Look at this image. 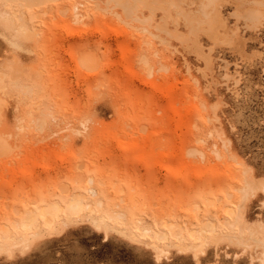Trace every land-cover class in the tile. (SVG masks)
I'll return each mask as SVG.
<instances>
[{
    "label": "rangeland",
    "instance_id": "1",
    "mask_svg": "<svg viewBox=\"0 0 264 264\" xmlns=\"http://www.w3.org/2000/svg\"><path fill=\"white\" fill-rule=\"evenodd\" d=\"M151 1L0 0V264H261L264 6L186 25L200 0Z\"/></svg>",
    "mask_w": 264,
    "mask_h": 264
},
{
    "label": "bare ground",
    "instance_id": "2",
    "mask_svg": "<svg viewBox=\"0 0 264 264\" xmlns=\"http://www.w3.org/2000/svg\"><path fill=\"white\" fill-rule=\"evenodd\" d=\"M5 1H13V0H5ZM20 1H22L23 3H25L27 6H39V5H42V4H44L45 2H47V1H55V0H20ZM110 1H112V0H110ZM113 1H115V0H113ZM177 1V0H176ZM218 1H222V0H200L199 2L201 3L200 4V6H199V9H198V11L196 12H194L193 10V13H187V14H185V12H184V10H182L181 9V11H180V13L178 12L177 13V16H174L175 17V19L173 20V22L175 21V22H178V17L179 16H181L182 14H181V12H184L183 13V15H184V17H183V20L185 21V23H186V25H191L194 21H197V23L198 24H200L201 25V22H204L205 21V23L207 22V24L209 25L210 24V26H211V23L213 24V22L214 21H216L217 20V17L219 16V14L221 13H218V11H219V9L217 8V3H218ZM224 1V0H223ZM177 2H182V1H177ZM227 2H228V0H227ZM255 3H256V5H263L264 6V0H255L254 1ZM166 3L168 4V5H171L172 7H177V8H179L178 6H179V4H178V6H176L172 1H170V0H166ZM116 5H121V7L123 8V6H126V9H128V7L127 6H129L130 7V9L132 10V12H130L131 14H136V11H137V8H138V6L140 5V4H144V5H146V6H148V7H150L151 9H153V8H155L154 7V4H153V2L151 1V0H116V3H115ZM174 5V6H173ZM255 5V6H256ZM180 6H182V5H180ZM249 6V5H248ZM170 7V6H169ZM250 7H253L252 8V10H250V11H248V15H247V17H246V19H248V18H250V19H252V24L253 25H251L250 24V22L249 21H247L246 19H245V22L247 21V22H249V24H247V26H252V28H254V25H256V24H254L257 20H258V22H260V15L262 14L261 12H263V11H261V9H259V8H254V6H249L248 8H250ZM181 8V7H180ZM129 9V10H130ZM124 10V9H123ZM130 10V11H131ZM176 10V9H175ZM180 10V9H179ZM246 10V9H245ZM244 10V11H245ZM127 11V10H126ZM177 11V10H176ZM185 11H187L186 9H185ZM239 13L241 14H239L238 16H242L243 14L240 12V8H239ZM189 12H191L190 10H189ZM237 12V11H236ZM247 12V11H246ZM128 13H129V11H128ZM244 13V15H246L245 14V12H243ZM259 13H261V14H259ZM238 14V13H237ZM137 15V14H136ZM127 16V15H126ZM135 16V15H134ZM237 15H236V17H238ZM129 17V16H128ZM130 17H133V16H130ZM220 17V16H219ZM245 17V16H244ZM257 17H259V19H257ZM264 17V16H263ZM134 18V17H133ZM136 18H137V16H136ZM240 18V17H239ZM138 19V18H137ZM140 19H142V18H140ZM144 19V18H143ZM226 19V18H225ZM238 19V18H237ZM257 19V20H256ZM262 19V18H261ZM146 20H148V19H146ZM219 21H221V19H218ZM236 20V19H235ZM263 22H264V20H263ZM215 23H217V22H215ZM257 23V22H256ZM194 24V23H193ZM258 25H259V23H257ZM202 25H203V23H202ZM238 25V24H237ZM244 25V24H243ZM246 25V24H245ZM257 25V26H258ZM168 26V25H167ZM196 26V25H195ZM263 26V25H262ZM197 27V26H196ZM203 27V26H202ZM205 27V26H204ZM203 27V28H204ZM218 27H221V26H218ZM237 27H239V26H237ZM236 27V28H237ZM194 28V27H193ZM206 28V27H205ZM212 28L213 27H209L208 26V31L207 30H205L204 29V31H206V32H209V33H211V32H213V31H217V29H214L213 31H212ZM234 28V27H233ZM232 28V29H233ZM255 28H256V26H255ZM258 28V27H257ZM20 29H21V31L22 32H26V34H30V32H28V28L26 27V26H24V25H20ZM165 29V28H164ZM197 29V28H196ZM196 29H194V30H196ZM235 29V28H234ZM238 29H240V28H238ZM249 29V28H248ZM250 29H251V27H250ZM237 31V30H236ZM235 31V32H236ZM195 32V31H194ZM218 32V31H217ZM203 33V32H202ZM208 33V34H209ZM227 33V32H226ZM23 34V33H22ZM170 34H172V33H170ZM220 34H222V32L220 31ZM224 34V33H223ZM24 35H25V33H24ZM183 35V34H182ZM228 35V34H227ZM231 35V34H230ZM27 36H29V35H27ZM173 36H175V34L173 35ZM180 36V35H179ZM223 36V35H222ZM224 36H226V34H224ZM191 38V37H190ZM215 38H218V37H216V35H215ZM214 38V39H215ZM229 38V37H228ZM233 38V37H232ZM219 40H221V39H219ZM218 40V41H219ZM224 40V39H223ZM239 40V39H238ZM186 42V41H185ZM232 42V41H231ZM230 42V43H231ZM200 43V42H199ZM214 43V42H213ZM239 43V42H238ZM235 44V43H234ZM221 45V44H220ZM223 45V44H222ZM187 46H188V44H187ZM229 46V45H228ZM192 47V46H191ZM239 47V46H238ZM213 48V47H212ZM234 48V47H233ZM223 49V48H222ZM205 52V51H204ZM195 53H196V51H195ZM83 55L85 54V53H82ZM202 54V53H201ZM210 54V53H209ZM199 56V55H198ZM201 56V55H200ZM211 56V55H210ZM205 58V57H204ZM89 59V58H88ZM206 59V58H205ZM90 60V59H89ZM211 60V59H210ZM91 61V60H90ZM205 61V60H204ZM208 63H209V61H207ZM91 63V62H90ZM93 64V63H92ZM86 68H88V69H90L91 67L89 66V63L87 64L86 62H84V64H83ZM95 67V66H94ZM96 69V68H95ZM1 102V101H0ZM4 107V106H3ZM2 108V107H1ZM5 138V137H4ZM6 148H8L6 145H5V143H4V141H3V139L0 137V152L1 151H3V152H1V154L2 153H5L4 152V150ZM4 149V150H3ZM10 150H11V148H9ZM7 150V149H6ZM9 152V151H8ZM8 155V154H7ZM260 181H262V179L260 180ZM256 184V183H255ZM255 184H253V183H250V182H247L246 183V185H245V187L244 188H242L241 190L243 191V193H244V196L245 195H247V194H249V193H251V192H255V190L257 189H262L263 191H264V183H260L261 185H259V186H257V185H255ZM259 187V188H258ZM62 190H64L63 188H62ZM65 191V190H64ZM73 197V196H72ZM71 197V199H70V201H69V203L67 204L68 205V207L67 208H69L71 211H73V212H79V211H83V209H89V210H92V208H91V206H89V205H87L86 204V202H85V199H84V196L83 195H75L73 198ZM57 207V206H56ZM59 207V206H58ZM57 207V208H58ZM59 208H61V206L59 207ZM68 209V210H69ZM59 210V209H58ZM229 211V213L230 214H232V212H233V209H229L228 210ZM91 212V211H90ZM92 213V212H91ZM55 214V213H54ZM51 211H49L48 209H46V208H43V209H41V210H39V212L38 211H36V212H32L31 214H29L27 217H26V219L22 222V224H21V227H22V229H23V231H28V230H33L34 228H35V226H36V224L38 223V220L40 219V216H42V218H43V220H42V222L46 225V226H50V225H52L53 224V222L55 221V215H54ZM59 213H57L56 215H58ZM78 214V213H77ZM61 215V214H60ZM70 216L72 215V213H70L69 214ZM62 216V215H61ZM70 216H68V217H70ZM41 220V219H40ZM72 220V219H71ZM104 219L103 218H98V222H101V221H103ZM40 225V224H39ZM37 226H38V224H37ZM39 227V226H38ZM228 227H229V229L230 230H233L234 229V221L233 220H229V223H228ZM37 228V227H36ZM251 228V227H250ZM35 230V229H34ZM200 230V229H199ZM191 231V230H190ZM209 231H215V228L213 227V226H208V228H204V229H202V230H200V233L202 234L203 232H209ZM243 231V230H242ZM217 232V231H216ZM241 232V231H240ZM239 232V233H240ZM158 234H160V233H158ZM166 234H168V233H166ZM200 234V235H201ZM226 234H228V235H230L231 237L234 235V238H235V236L237 237L236 239H240L239 241L240 242H246L245 240V238L243 237V235L242 234H238V233H236V234H234V233H232V232H228V233H226ZM10 237L11 238H15V237H13V236H11V230H10ZM133 235H134V233H133ZM15 236V235H14ZM161 236V235H160ZM219 236V235H218ZM227 236V235H226ZM230 236H228V237H230ZM6 237H8V236H6ZM10 237H8V238H10ZM133 237V236H132ZM165 237V236H164ZM250 237L251 238H253V239H255L257 242H261L263 245H264V240L259 236V234H258V231L255 229V228H251L250 229ZM157 239H158V237H156ZM199 238H201V236H199V237H197L196 239H199ZM165 239V238H164ZM182 239V238H181ZM181 239H179L180 241H181ZM203 239V238H202ZM200 240V239H199ZM204 240V239H203ZM217 240V239H216ZM196 241V240H195ZM231 241V240H230ZM233 241V240H232ZM203 242V241H202ZM12 243V242H11ZM236 243V242H235ZM15 244V243H14ZM202 244L203 243H201V240H200V242L199 243H197L196 245H198L199 247H201L202 246ZM239 244V243H238ZM246 244H247V242H246ZM184 245V244H183ZM240 245V244H239ZM182 246V245H181ZM191 246V245H190ZM157 247V246H156ZM159 250V249H158ZM244 251V250H243ZM203 253V252H202ZM163 254V253H162ZM197 256V255H196ZM239 257V256H238ZM254 259V258H253ZM198 262V261H197ZM251 264H253V263H251ZM261 264H264V251H263V257H262V261H261Z\"/></svg>",
    "mask_w": 264,
    "mask_h": 264
}]
</instances>
